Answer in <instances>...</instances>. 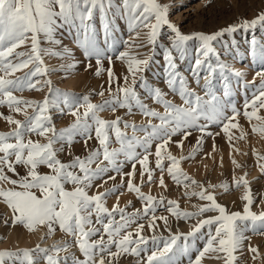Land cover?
I'll return each mask as SVG.
<instances>
[{"label":"snow or ice","instance_id":"snow-or-ice-1","mask_svg":"<svg viewBox=\"0 0 264 264\" xmlns=\"http://www.w3.org/2000/svg\"><path fill=\"white\" fill-rule=\"evenodd\" d=\"M113 4L114 0H0V106L6 105L10 112L23 115V119H15L11 114L4 116L14 127L0 131V199L12 210L13 226L22 225L29 232L43 226L45 232L42 240L54 235L58 228L73 238L83 257L81 259L70 252L72 245L67 241L54 243L50 247H42L37 243L33 248L0 250V264H39L40 259L45 264H114L123 254L138 258L137 264H182L183 257H188V264H201L202 257L208 252L216 253L223 264H235L237 256L234 253L246 239L245 232L264 228V209L258 212L252 210L254 201L247 174L233 178L235 187L244 188L240 197L243 209L229 211L217 202L213 192L207 191L203 184L184 172L180 162L195 155L205 135H212L207 131L210 125L222 126L230 145L233 139H241L246 135L243 129L239 137H234L230 132V129L239 128V124L233 121L240 114L231 99V77L236 78L239 86L254 89L251 99L245 94L243 115L249 122L254 118L258 123L252 124V131L264 136V116L259 114L264 109V68L255 72L252 81H247L243 79V71L221 60L216 47L225 34L264 25V11L251 20L245 19L240 24L229 25L214 33L184 34L170 22L169 7L159 3V0H121L115 8ZM109 13L112 16L118 14L126 20L129 31L147 30L146 44L151 46L153 53L157 47H163L165 83L172 93L180 97L181 104L167 99V94L159 87L149 85L144 73L152 57L141 59L128 51H120L116 57L127 63L124 83L118 82L119 78L109 67V97L100 103L91 102L87 96L77 101L68 93H61V90L54 88L50 79L43 81L49 95H45L41 101L14 94L25 89H39L40 81H34V78L44 76L49 71L43 60L46 49L42 47V40L61 44L60 40L55 39V32L65 26L70 30L75 29V39L83 48L84 56L96 59L99 75L103 70L105 53L116 44ZM97 15L102 22L105 47L100 46L101 33L97 32L93 23ZM165 26L168 46L161 43ZM29 42L28 52L17 51ZM124 43L127 44V41ZM249 45L248 54L252 62L264 65V44H258L253 37ZM50 54L61 55L54 51ZM190 57L194 58L190 73L196 86L202 89V95L190 86L188 78L179 71L177 61L183 62ZM107 59L111 64L112 57L108 56ZM74 67L75 63L67 65L68 69ZM24 69L27 71L23 75H15ZM216 81L221 84L222 92L217 89ZM137 85L148 92L154 103L163 105V112L141 100ZM99 95L103 97L104 91L99 92ZM80 108L84 109L83 112ZM118 108L127 109L129 114L136 108L147 120L136 124L120 116L111 120L101 118L102 111L110 109L115 113ZM53 109H58L60 114H64L67 109L75 118L74 121L57 130L50 114ZM128 129H131V134ZM193 131L201 135L187 157L181 155L177 158L167 151L170 142L183 148V139ZM178 134L183 139L173 141L172 138ZM33 135L46 142L32 139ZM113 136L119 147L110 146ZM76 137L83 138L85 147L92 139L97 141L98 146L89 150L84 157L75 156L69 162H62L58 153L64 150L65 143L71 145ZM154 142L155 167L152 168L149 166V156L153 155L151 147ZM137 148L141 151L138 152ZM257 157L258 161H264V155L257 154ZM127 162H132L131 171L125 173L123 167ZM137 163L140 165L139 184L134 182ZM232 163L236 168L241 167L235 159ZM42 166L50 172L41 173L39 169ZM259 166L264 173V163ZM18 168L24 169L23 175ZM156 170L160 172V187H167L164 180L166 170L177 185L183 184L185 196L198 197L206 203L194 205V211L182 210L176 200L168 199L165 204L163 195L158 198L146 194L141 190V184L145 182V175L147 182H153ZM110 171L120 175L121 184H126L127 191L136 194L142 202V210L127 212L126 207H120L118 203L112 209L106 207V198L116 192V185L89 194L94 182ZM108 179L114 181L116 176H109ZM4 184L11 187H4ZM69 184L72 185L70 190L66 187ZM102 186L96 185L97 188ZM216 187L227 191L229 186L226 182L208 185V188ZM160 207H164L168 215H156ZM170 217L185 221L199 219L187 233H174L169 224ZM133 224L136 225L134 229L131 228ZM146 227L151 235L144 234ZM164 232L168 235L165 236ZM97 236L98 239L93 238ZM196 239H204L206 243L193 259L191 254ZM113 246L115 251H112ZM248 250L253 253L252 258L255 260L258 249L250 245ZM61 252L66 254L61 256Z\"/></svg>","mask_w":264,"mask_h":264},{"label":"rangeland","instance_id":"rangeland-1","mask_svg":"<svg viewBox=\"0 0 264 264\" xmlns=\"http://www.w3.org/2000/svg\"><path fill=\"white\" fill-rule=\"evenodd\" d=\"M120 2L121 0H114L113 7L115 8V5ZM159 3L169 7L170 22L175 24L184 34H191L194 32H203L206 34L214 33L229 25L240 24L245 19L251 20L261 11H264V0H159ZM109 19L111 20V27L116 44L112 50L105 53V58L102 61L103 70L99 75H97L96 71L98 67L96 59L94 57L86 58L84 56L83 48H81L76 42L75 29L70 30L67 26H65L58 28L55 32V39L60 40L61 44L57 45L55 43L42 40V47L46 49V52L43 54V60L49 71L44 76L34 78V81H40L39 89H25L23 92H15L14 94L22 96L25 99L41 101L45 95H49L48 88L43 85V81L50 79L54 88L61 90V93H68L77 101H82V98L87 96L91 102L100 103L109 97V67H111L115 76L119 78L118 82L120 84L124 83L123 76L127 74V63L116 59V57L120 51H128L141 59L146 56H151L152 59L149 67L144 73L149 85L152 87H159L167 94V99L172 100L174 103L181 104L182 101L180 97L177 94L172 93L165 83V62L162 58L163 47H157L155 53H153L151 46L146 44L145 32L147 30L137 29L135 31H129L126 20L120 18L118 14L116 16H112V14L109 13ZM93 23L97 32L101 33L99 40L100 46L105 47L102 37V22L98 15L94 19ZM137 32L140 33L139 36H137ZM162 32L164 33V38L161 43L163 46H168L169 41L166 26ZM253 37L256 39L258 44H264V25H257L252 29H240L234 34H225L221 41L216 44L221 60L226 61L229 64L231 61L236 64L238 63V66H240L239 70L245 73L243 79L247 81H252L255 72L264 68V65H261L258 62L253 63L250 55L248 54L250 46L249 42ZM125 41H127V44L124 43ZM141 44L144 46H137ZM65 49L67 50V54H65ZM29 50L30 42L17 49V51L25 52H28ZM51 51L59 52L61 55L50 54ZM108 56L112 57L111 64L107 59ZM177 62L179 64V71L188 78L190 86L202 95V89L196 86L190 73L194 58L190 57L183 62ZM72 63H75V67L68 69L67 65ZM233 63H231L232 66L235 64ZM89 64L91 66H89ZM24 71H27V69L20 70L15 73V75H23ZM234 78L235 77L231 78L232 87L234 86L233 96L231 99L240 110V114L233 122L238 123L239 128L230 129V132L234 137H239L240 130L243 129L246 135L241 139H233L232 144L230 145L227 135L222 131V126L210 125L207 131L211 132L212 135H205L200 149L194 156L182 160L180 162V166L189 176L200 182V184H203L207 191L213 192L217 202L225 206L229 211H242L243 209V201L240 197L244 188L242 186L240 188L235 187L233 178H238L246 173V179L249 181L254 201L252 210L258 212L264 209V173L261 172L259 166L261 163H264V161H258L257 157V154L264 155V136L258 132L252 131V124L258 122L255 121L254 118L251 122H249L247 117L243 115L245 94L247 93V97L251 99L254 89H245L239 86L236 82V78ZM130 80L131 77L129 76V82ZM234 82L236 83L235 85ZM258 82L259 80L257 78V85ZM216 87L222 92L219 81H216ZM113 88H115V84L113 85ZM101 91H104L105 93L103 97L99 95V92ZM137 91L141 100L147 103L149 107L163 112V105L154 103L145 89H142L139 85H137ZM61 107H63V105H61ZM83 110V108H80L81 112H83ZM250 110L251 109H249V111ZM29 112H31V109H29ZM0 113L3 114L0 115V131H8L14 127V125H10L4 119V116L11 114L15 119H23V115L21 113L10 112L6 105L0 106ZM50 114L52 115L53 124L57 130L69 126L75 119L67 109L64 114H60L58 109H53ZM228 114L231 115V112L229 111ZM259 114L264 116V109H261ZM100 116L101 118L107 120L115 119L116 116H120L129 123L136 124L144 123L147 120V117L143 116L136 108H133L131 114L127 112V109L118 108L115 113L109 109L102 111ZM153 122L158 123L156 120ZM120 126L123 128V125ZM127 131L131 134V129H128ZM217 133H219V135H217ZM138 135H142V133H138ZM200 135L201 133L198 131H193L190 136L183 139V137L178 134L174 136L172 140L179 141L183 139V148L177 147L175 143L170 142L167 146V151H170L172 155L177 158L181 155L187 157L192 148L196 145V141ZM31 138L34 140L39 139L41 142H46L43 138L36 135H33ZM97 146V141L95 139L89 141L87 147H85L83 138L76 137L71 145L67 143L64 144V150L58 153V158L62 162H69L75 156H86L89 150ZM110 146L119 147L114 136L112 137V143ZM57 147H59V145H57ZM155 147L156 142H154L151 147L153 155L149 156V166L152 168L155 167ZM137 151L140 152L141 149L137 148ZM121 159H123V157H121ZM233 159L241 165L240 168L235 167L232 163ZM131 163L132 162L125 163L123 172L126 173L131 171ZM165 164L167 165V161H165ZM93 167H95V164H93ZM18 171L21 175L24 174L23 168H18ZM39 171L41 173L50 172L47 167L43 166L39 169ZM8 175L12 176V178H16L12 173H8ZM113 175L116 176V179L114 181L109 180L108 177ZM159 177L160 172L159 170H156L154 172L153 182L149 183L147 182V175H145V182L141 184V190L146 194L150 193L158 198L163 195L165 197V204L168 199L176 200L182 210L194 211V205L206 203V201H201L198 197L185 196L184 193L186 189L183 184L177 185L175 181L172 180L171 176L167 174L166 170L164 174L165 184L167 185L166 188L159 186ZM140 180V165L137 163L134 182L139 184ZM104 181L107 182L104 183ZM225 182L229 186L227 191L221 187H216L214 189L208 188L209 184L221 185ZM101 184L103 185L102 187H96V185ZM113 185L117 186V190L106 198V207L112 209L113 205L118 203L120 207H126L127 212H132L135 209L142 210V202L138 199L136 194L127 191L126 184H121L120 175L111 171L94 182L93 187L89 190V194L92 195L97 191H104L107 188H112ZM3 186L11 187V185L8 184H4ZM66 187L70 190L72 185L69 184L66 185ZM196 190L198 191L199 189L196 188ZM117 197H119V200H117ZM129 202L131 203L129 204ZM213 214L214 213H208L207 215ZM12 215V210L2 199H0V250H15L17 248H24L21 246L18 247L21 243L19 238H17L18 235L14 240L13 237L8 236V232L13 230L16 233H19L17 232L18 229V231L21 230L29 234H34L37 231L29 232L25 227L19 224L13 226L11 223ZM156 215H168V213L164 207H160L157 209ZM116 218L119 219V216L117 215ZM196 219L185 221L183 219L177 220L175 217H170L169 224L174 233L177 231L187 233L192 224L196 222ZM93 220H95V217H93ZM5 221H7V223H5ZM135 227V224L131 226L132 229ZM40 228L45 231L43 226ZM203 231H206V229ZM144 234L151 235V232L147 229V227L144 230ZM164 235L166 236L168 233L164 232ZM245 236L246 239L243 241L241 248L234 253V255L237 256L235 264H264V228H259L255 232L247 231L245 232ZM49 238H56L58 240H62V242H69L72 245L69 248V251L71 250L70 252L75 253V255L79 258H83L82 254L75 246L73 238L62 233L58 228L55 234ZM93 238L98 239L99 236ZM106 238L107 237L105 236V239ZM205 243L206 241L204 239L195 240L191 254L193 259L195 258V255L198 254V250H202L204 248ZM49 245L42 247H50L52 244L50 246ZM250 245L258 249L259 255L257 254V258L255 260L252 258L253 253L248 250ZM33 247L30 246L29 248ZM112 251H115L114 246ZM208 253L202 257L201 264H205V257ZM65 254L66 253L64 252L60 253V255ZM137 259L138 258L133 255L123 254L114 262L119 264H137ZM40 260L39 264H45L43 259ZM182 264H188V257L182 258ZM216 264H223L222 259H220L219 262H216Z\"/></svg>","mask_w":264,"mask_h":264},{"label":"bare ground","instance_id":"bare-ground-1","mask_svg":"<svg viewBox=\"0 0 264 264\" xmlns=\"http://www.w3.org/2000/svg\"><path fill=\"white\" fill-rule=\"evenodd\" d=\"M231 63H233L232 61H231ZM230 63V64H231ZM235 63V62H234ZM233 63V64H234ZM232 65V64H231ZM233 67L234 68H240V66H238V63L236 64H234L233 65ZM242 67V66H241ZM231 78H233V77H231ZM235 79V78H234ZM233 79V80H234ZM236 83L234 82V85H235ZM234 87V86H233ZM261 203V202H260ZM259 203V204H260ZM12 230V229H11ZM24 230V229H23ZM17 232H19V233H16V232H14L13 230L12 231H10V232H8V236H11V237H13L14 238V240H15V237L18 235V237L17 238H19V241L21 242L20 243V245H18V247L19 246H21V247H26V248H29L30 246L31 247H33L34 245H36L37 243H40L41 244V246H48L49 244L51 245H53L54 243H57V242H60V243H63L62 242V240H58V239H56V238H54V239H51V238H49V237H47V238H45V239H41V237L44 235V230L43 229H41L40 227H39V229L34 233V234H29V233H26V232H24V231H21V230H19L18 231V229H17ZM6 235V234H5ZM19 244V243H18ZM49 245V246H50ZM71 251V250H70ZM249 252V251H248ZM260 253V252H259ZM259 255V254H258ZM61 256H63V255H61ZM244 258V257H243ZM219 260L220 259H218L217 258V254L216 253H213V252H209L207 255H206V257H205V264H216V262H219ZM260 260V259H259ZM40 262H41V260H40ZM43 262V261H42ZM243 263V262H242ZM114 264H119V263H116V262H114Z\"/></svg>","mask_w":264,"mask_h":264}]
</instances>
